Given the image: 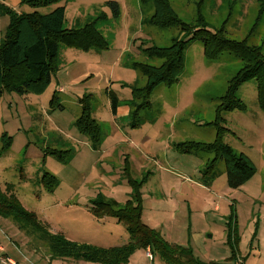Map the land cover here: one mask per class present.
I'll list each match as a JSON object with an SVG mask.
<instances>
[{
	"label": "rangeland",
	"instance_id": "1",
	"mask_svg": "<svg viewBox=\"0 0 264 264\" xmlns=\"http://www.w3.org/2000/svg\"><path fill=\"white\" fill-rule=\"evenodd\" d=\"M167 1L181 21H196L200 0ZM1 2L18 15H44L63 7L64 28L96 23L108 46L89 52L62 48V64L42 91L24 96L5 91L0 98V264H100L70 252L129 243L124 225L111 215L97 217L101 210L93 208L102 197L126 205L135 193L127 176L131 162L144 224L159 229L169 243L191 248L205 263L264 264V113L257 106L256 82L240 89L238 96L249 111L225 115L229 132L223 139L256 167L249 182L233 190L225 163L219 161L218 176L204 177L213 155L182 149L215 142L217 131L209 124L217 117L230 80L243 67L240 60L226 54L209 63L203 44L192 43L179 84L158 88L151 108L140 116L145 125L134 129L128 112L132 87L146 81L130 64L144 61L143 50L170 47L179 36L178 28L149 25L155 13L151 1L67 0L40 9L21 0ZM110 2L119 6L118 18ZM4 13L0 8V43L10 24ZM202 15L211 31L224 28L232 40L248 38L264 52V0H206ZM20 26L21 40L28 44L34 33L26 24ZM111 92L121 105L116 118ZM87 99L94 100L92 117L101 129L97 145L75 126L83 112L81 100ZM111 135L123 136V146L115 150ZM55 151L71 153L61 159ZM46 174L55 178L53 191ZM24 212L29 214L26 219L20 216ZM48 239L60 248H52ZM147 250L131 252L128 264H166L154 250L148 258Z\"/></svg>",
	"mask_w": 264,
	"mask_h": 264
},
{
	"label": "trees",
	"instance_id": "2",
	"mask_svg": "<svg viewBox=\"0 0 264 264\" xmlns=\"http://www.w3.org/2000/svg\"><path fill=\"white\" fill-rule=\"evenodd\" d=\"M67 0H21L22 4L32 9H40L58 4ZM151 1L155 13L148 19L151 26L168 30L177 29L179 36L173 39L170 47H150L143 50L144 61H132L130 66L140 73L145 85L132 87V100L130 102V125L136 129L144 125L141 114L151 108V98L160 88L171 89L179 84L186 67V52L189 46L200 41L204 48V57L209 63H217L226 54H229L243 64V67L230 80L226 93L221 97L217 109V117L212 124L217 131L216 140L212 144H192L183 146L188 153H205L213 155L209 160L203 174L204 177L213 179L218 176L217 163H225L228 184L233 190H238L249 182L257 173L252 161L245 155H236L233 149L223 140L229 130L225 127V115L235 111L248 112V105L242 101L238 93L240 89L255 81L257 84V106L264 113V52L262 47L251 45L249 39L241 42L232 40L224 28L211 31L204 20L202 11L206 0L197 4L198 17L195 22L188 24L178 17L172 10L167 0H142ZM115 18L119 17V6L110 2ZM1 10L10 16V24L3 41L0 43V98L5 91L16 92L19 95H29L31 92H40L51 82V76L60 67L62 61V48H74L79 51H101L106 49L108 43L96 30V23L81 29H66L65 9L58 7L48 14L33 12L18 15L9 10L0 0ZM26 24L34 35L28 44L21 40V26ZM111 109L115 115L118 110V98L111 93ZM91 101L81 100L83 112L75 121L80 134L89 137L96 145L100 142V125L92 117ZM58 108L63 109L61 105ZM70 152V151H69ZM69 152L61 154L69 157ZM57 158H62L57 151ZM71 153V152H70ZM64 161V160H60ZM50 178L55 185H49L51 191L56 187L54 177ZM133 188L135 193L130 196L126 205L121 206L112 199L100 198L93 209L101 210L97 217L111 215L125 226L129 234V243L122 247L106 249L85 248L82 254L72 256L93 261L100 264H128L131 252L138 248L156 251L166 264H223L205 263L197 259L191 248H184L169 243L164 236L144 224L142 221V203L136 182ZM3 202V199H0ZM29 214L24 212L22 219ZM20 216H14L20 219ZM51 247H58L57 243L48 239ZM57 245V246H56ZM60 248V247H58ZM227 264V263H224Z\"/></svg>",
	"mask_w": 264,
	"mask_h": 264
},
{
	"label": "crops",
	"instance_id": "3",
	"mask_svg": "<svg viewBox=\"0 0 264 264\" xmlns=\"http://www.w3.org/2000/svg\"><path fill=\"white\" fill-rule=\"evenodd\" d=\"M61 91H62V89H61ZM111 94L113 95V96H115V97H117V95L114 93V92H111ZM118 98V97H117ZM110 100H111V95H110ZM118 102H119V105H118V110H117V112H116V114L114 115L113 113V116L116 118L119 114H121V108H120V101H119V99H118ZM129 102H131L130 100H129ZM63 107V109H64V106H62ZM63 109H61V110H63ZM112 111V110H111ZM129 112V118H130V113H131V110H129L128 111ZM145 125V124H144ZM143 126V125H142ZM116 128V127H115ZM115 132V134L114 135H118L117 133H119V131H118V129L117 130H114ZM126 138H129V136H128V134H123ZM111 138H112V135H111ZM122 138H124L123 136H114L111 140H112V142L115 144V146H114V149L116 150L118 147H121V146H123V144H124V140L122 139ZM130 158V157H129ZM97 164L98 163H96L95 164V166H97ZM130 164H132V162L130 163ZM130 164L129 163H127V165H126V168H128L129 169V174H127V176H129V178H130V181L131 182H138V180H136V179H134V177H133V175H134V173H133V171H131L130 170ZM133 166V165H132ZM141 177H142V174H141ZM123 179V178H122ZM144 179V178H143ZM130 196L131 195H129V199H130ZM104 198H106V197H104ZM106 199H108V198H106ZM128 199V200H129ZM114 200V199H113ZM128 200L126 201V202H128ZM146 224L149 226V223L148 222H146ZM155 229V228H154ZM159 229H157L156 231H158ZM159 232L163 235V233L159 230ZM193 251V250H192ZM194 253V252H193ZM195 255V254H194ZM196 256V255H195ZM10 263H12V264H14L13 263V261L12 260H10Z\"/></svg>",
	"mask_w": 264,
	"mask_h": 264
},
{
	"label": "built area",
	"instance_id": "4",
	"mask_svg": "<svg viewBox=\"0 0 264 264\" xmlns=\"http://www.w3.org/2000/svg\"><path fill=\"white\" fill-rule=\"evenodd\" d=\"M147 257L152 259L153 258V255H152V252L150 249L147 250Z\"/></svg>",
	"mask_w": 264,
	"mask_h": 264
}]
</instances>
